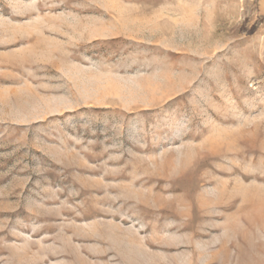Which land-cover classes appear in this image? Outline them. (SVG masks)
Returning a JSON list of instances; mask_svg holds the SVG:
<instances>
[{
    "label": "rangeland",
    "instance_id": "374dc122",
    "mask_svg": "<svg viewBox=\"0 0 264 264\" xmlns=\"http://www.w3.org/2000/svg\"><path fill=\"white\" fill-rule=\"evenodd\" d=\"M0 264H264V0H0Z\"/></svg>",
    "mask_w": 264,
    "mask_h": 264
}]
</instances>
